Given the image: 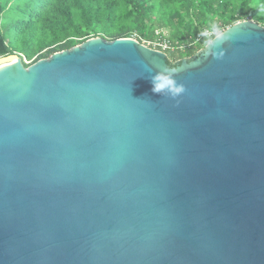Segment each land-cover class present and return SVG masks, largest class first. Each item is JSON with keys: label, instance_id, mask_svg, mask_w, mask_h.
<instances>
[{"label": "water", "instance_id": "95a60500", "mask_svg": "<svg viewBox=\"0 0 264 264\" xmlns=\"http://www.w3.org/2000/svg\"><path fill=\"white\" fill-rule=\"evenodd\" d=\"M224 31L176 66L133 37L0 56V264H264V26Z\"/></svg>", "mask_w": 264, "mask_h": 264}, {"label": "trees", "instance_id": "16d2710c", "mask_svg": "<svg viewBox=\"0 0 264 264\" xmlns=\"http://www.w3.org/2000/svg\"><path fill=\"white\" fill-rule=\"evenodd\" d=\"M262 9L264 0H0V56L17 53L25 64L96 36L146 42L166 30L164 51L181 59L203 48L210 19L224 30L246 19L264 25Z\"/></svg>", "mask_w": 264, "mask_h": 264}, {"label": "clouds", "instance_id": "9594fccd", "mask_svg": "<svg viewBox=\"0 0 264 264\" xmlns=\"http://www.w3.org/2000/svg\"><path fill=\"white\" fill-rule=\"evenodd\" d=\"M264 10V9H262ZM199 37L203 39V49L205 56H212L215 59H222V51L217 50V43L222 44L227 38L224 29L214 20H209L205 27L199 32ZM176 68L163 66L155 74L150 75L152 91L162 96H168L173 99L180 97L185 93V85L178 82L176 77Z\"/></svg>", "mask_w": 264, "mask_h": 264}, {"label": "rangeland", "instance_id": "374dc122", "mask_svg": "<svg viewBox=\"0 0 264 264\" xmlns=\"http://www.w3.org/2000/svg\"><path fill=\"white\" fill-rule=\"evenodd\" d=\"M252 20V19H251ZM254 21V20H253ZM264 26V25H263ZM158 33H161L162 35L160 34H157L156 35V39H154L153 41H146L144 42V40L141 42L147 46H151L152 48H155L157 49L156 47L157 46H161L160 44L162 45H165V44H169V42H167V37H168V32L166 30H162V31H158ZM162 36V37H161ZM134 38V37H133ZM158 44V45H157ZM182 50V49H180ZM200 50H203V48H201ZM199 50V51H200ZM171 51L172 49H169L166 53L168 55V60L171 64H175L176 62H178L180 59L178 58V53L176 52V54H174V56L171 57ZM198 52V51H197ZM196 52V53H197ZM195 54V53H194ZM193 54V55H194ZM188 56L186 58H192V56ZM39 59V56H34L33 58H31L30 60H24V63L27 64L26 66L32 64L33 62L37 61Z\"/></svg>", "mask_w": 264, "mask_h": 264}, {"label": "built area", "instance_id": "2783aa9c", "mask_svg": "<svg viewBox=\"0 0 264 264\" xmlns=\"http://www.w3.org/2000/svg\"><path fill=\"white\" fill-rule=\"evenodd\" d=\"M161 46H162V49L161 50H165V49H167V48H169V45H167V44H165V45H162V44H160ZM147 46V45H146ZM148 47H151V46H148ZM152 48V47H151ZM158 49V48H157Z\"/></svg>", "mask_w": 264, "mask_h": 264}, {"label": "flooded vegetation", "instance_id": "af4514ba", "mask_svg": "<svg viewBox=\"0 0 264 264\" xmlns=\"http://www.w3.org/2000/svg\"><path fill=\"white\" fill-rule=\"evenodd\" d=\"M170 63V62H169ZM171 64V63H170Z\"/></svg>", "mask_w": 264, "mask_h": 264}]
</instances>
